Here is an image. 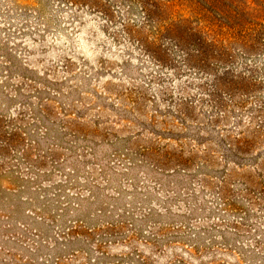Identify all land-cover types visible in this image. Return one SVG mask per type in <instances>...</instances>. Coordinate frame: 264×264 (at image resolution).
Masks as SVG:
<instances>
[{
    "label": "rangeland",
    "instance_id": "1",
    "mask_svg": "<svg viewBox=\"0 0 264 264\" xmlns=\"http://www.w3.org/2000/svg\"><path fill=\"white\" fill-rule=\"evenodd\" d=\"M0 264H264V0H0Z\"/></svg>",
    "mask_w": 264,
    "mask_h": 264
}]
</instances>
